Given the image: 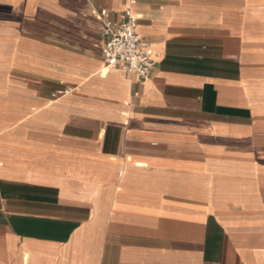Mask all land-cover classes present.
I'll return each mask as SVG.
<instances>
[{"label":"crops","instance_id":"1","mask_svg":"<svg viewBox=\"0 0 264 264\" xmlns=\"http://www.w3.org/2000/svg\"><path fill=\"white\" fill-rule=\"evenodd\" d=\"M0 264H264V0H0Z\"/></svg>","mask_w":264,"mask_h":264},{"label":"built area","instance_id":"2","mask_svg":"<svg viewBox=\"0 0 264 264\" xmlns=\"http://www.w3.org/2000/svg\"><path fill=\"white\" fill-rule=\"evenodd\" d=\"M99 14L104 18L101 51L106 65L145 79L154 65V59L149 45L136 33L137 18L132 10L129 7L123 9L118 20L105 18V9Z\"/></svg>","mask_w":264,"mask_h":264}]
</instances>
